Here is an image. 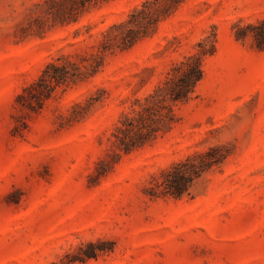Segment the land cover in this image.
Returning a JSON list of instances; mask_svg holds the SVG:
<instances>
[{
	"label": "rangeland",
	"instance_id": "374dc122",
	"mask_svg": "<svg viewBox=\"0 0 264 264\" xmlns=\"http://www.w3.org/2000/svg\"><path fill=\"white\" fill-rule=\"evenodd\" d=\"M39 1L0 0V264H264V47L253 31L235 36L264 18V0H184L154 36L35 109L18 97L47 63L88 49L144 0H110L78 23L22 35ZM214 33L181 122L102 173L121 114ZM216 145L233 153L192 195L146 193L173 162Z\"/></svg>",
	"mask_w": 264,
	"mask_h": 264
},
{
	"label": "trees",
	"instance_id": "16d2710c",
	"mask_svg": "<svg viewBox=\"0 0 264 264\" xmlns=\"http://www.w3.org/2000/svg\"><path fill=\"white\" fill-rule=\"evenodd\" d=\"M110 0H41L35 3V14L22 35L43 34L58 25L80 22L94 8ZM184 0H144L127 17L102 32L97 43L74 53H63L47 63L40 76L29 84L18 100L39 109L60 91L87 81L101 73L110 55L134 47L154 36L163 22L172 17ZM253 31L255 46L264 47V18L256 23L235 26V36L245 40ZM217 34L207 35L195 45V51L172 63L163 79L143 98H136L131 109L124 111L108 138V158L102 161V173L131 154L171 132L181 122V108L196 95L205 78V61L217 51ZM89 102L74 118L80 119L95 104ZM233 149L212 146L188 154L153 177L146 193L151 198L181 199L193 194V188L204 175L223 165Z\"/></svg>",
	"mask_w": 264,
	"mask_h": 264
}]
</instances>
